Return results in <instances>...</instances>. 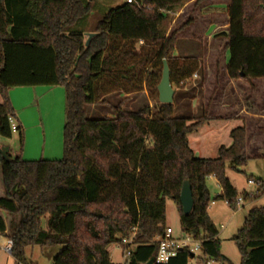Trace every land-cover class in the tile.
I'll return each instance as SVG.
<instances>
[{"label":"trees","instance_id":"obj_1","mask_svg":"<svg viewBox=\"0 0 264 264\" xmlns=\"http://www.w3.org/2000/svg\"><path fill=\"white\" fill-rule=\"evenodd\" d=\"M189 1L126 0L97 21L92 30L97 34L86 45L87 33L75 26L91 13L89 0H0V135L11 138L14 132L9 88L61 85L67 101L63 159L26 160L0 152L5 190L0 211L11 216L7 227L0 215V233L8 229L14 264H30L27 248L36 246L60 247L52 264H124L112 262L108 247L134 227L136 245L128 264H144L156 256L167 228V199L176 203L183 231L201 240L202 255L221 259L206 180L214 176L222 189L216 199L236 209L238 191L226 164L244 167L251 159L245 126L231 130L232 144L222 145L217 158H200L188 136L213 119L203 107L194 122L191 116H176L174 102L132 111L121 101L113 115L88 114V107L107 103L109 94L141 91L148 66H163L164 59L177 88H185L195 73L200 78L191 90L203 86L201 61L174 57L195 17L168 33L170 13ZM226 13L228 30L218 36L228 42L218 60L228 52L231 79L264 78V0H230ZM187 179L194 204L186 215L180 194ZM257 180L261 186L244 192V201L264 195V182ZM234 239L242 264H264V205L249 210ZM190 257L181 250L167 264H189Z\"/></svg>","mask_w":264,"mask_h":264},{"label":"rangeland","instance_id":"obj_2","mask_svg":"<svg viewBox=\"0 0 264 264\" xmlns=\"http://www.w3.org/2000/svg\"><path fill=\"white\" fill-rule=\"evenodd\" d=\"M89 1L92 6L91 13L86 19L75 26L77 29H82L86 33L92 32L97 21L101 19L109 9L121 5L126 0ZM212 1L213 3L224 2L220 4L223 8L225 7L224 5H226L225 3H227V0H206L199 6H196L195 3L188 4L179 16L178 12H171L170 16L173 19L168 24L170 29L168 33L179 28L190 16L195 17L198 7L204 4L205 6L213 5ZM204 11L200 12V17L192 27L182 32L178 53L175 55V58L181 60L183 58H189L190 56H199L201 63L204 65L206 74L208 69L205 62L212 66L218 59L219 54V48L213 43L212 38H217L224 26L222 24L218 25L216 30L210 32V35H208L205 32V28L208 22H210V19H208V17H203ZM226 19V14L221 13V16L216 20L220 24ZM214 20L215 19H211L213 22ZM205 35H208L210 40L212 39L210 46L207 44L208 42L206 43L207 36ZM139 46L140 44H138V47ZM146 73L145 83L141 91L129 94L127 97L115 92L107 97V103H97L94 106L88 107L89 117L98 118L101 116L113 115V107L121 101L123 108L126 110H138L145 105L155 108L159 102V92L158 88L155 89L153 87L152 74H155V78L158 80L159 85L162 79L163 66L159 64L157 67L153 68V64H150ZM199 78L200 74L194 77L185 88H177L172 82L176 90L174 96V105L176 108L175 115L193 114L191 122H194L200 116L204 98H209L208 96H210L213 88L211 83H206L204 81L202 87L197 86L196 90H191L196 80H199ZM248 82L251 86L252 84L256 86L255 84H257L258 81L255 78ZM187 93H190V95L186 96L185 94ZM8 95L16 121L22 126V131H14L11 138L0 135V150L8 148V153L12 157L20 156L26 160L63 159L65 149L64 126L67 118V101L63 86H15L8 89ZM192 96H194V98H191ZM195 101L197 103L196 107L192 106V111H189V104L187 102H192L194 104ZM1 102L2 96L0 95V103ZM234 126L235 122L231 120L215 118L214 120L207 121L189 134V145L197 157L217 158L219 156V148L222 145L229 147L232 144L230 132ZM226 174L238 191L237 199L242 197L244 192L254 193L256 191L255 185L249 184L248 179L252 177L254 179H261L264 182V159L251 158L242 170H237V168L232 167L231 164L227 162ZM206 184L210 192L211 200L208 213L218 229V239L220 242L219 252L222 257L216 260L213 257H204L202 254H197L189 261V264H218L220 262L222 264H242V253L234 238L238 234L239 229L244 226L249 210L253 206L264 205V195L256 199L253 203L244 201V207L240 205L237 206L236 209H233L225 200H215L218 195H221L222 189L214 176L208 177ZM212 201H215V204H212ZM0 215L4 216L9 225L11 216L3 211H0ZM43 223L44 226H46V221ZM166 223L174 229L176 235L180 236L184 234L177 205L172 199H167ZM6 243L7 239L1 236L0 264H14V258L11 253L5 249ZM59 249L60 247L58 246L52 248H43L39 246L29 247L27 248L28 261L30 264H52L53 257L58 253ZM108 252L112 262H124L122 256L123 248L120 244H111L108 247ZM199 257H203V259L207 261L203 262L204 260H201Z\"/></svg>","mask_w":264,"mask_h":264},{"label":"crops","instance_id":"obj_3","mask_svg":"<svg viewBox=\"0 0 264 264\" xmlns=\"http://www.w3.org/2000/svg\"><path fill=\"white\" fill-rule=\"evenodd\" d=\"M229 2L230 0H227V3H225L226 5H224V8L220 6V4H223L224 2L213 3V1V5L205 6L204 4L203 6L198 7L195 15V22L193 23V25L196 23V20L200 17V12H203L205 10L206 13L204 11L203 17H208V19H210V22H208L205 28V32L208 35H210V32H214L218 25L221 24L224 26L221 32L227 31L229 27V20L226 12ZM190 3H194V0L185 3L179 10H177L176 12H178V16L185 10V7H187V5ZM221 13H225L227 19L223 23L219 24L216 19L221 16ZM211 19H215L214 22L211 21ZM193 25H191L190 27H192ZM208 35H205L207 36L206 43L208 42L207 44L210 46V43H212L211 41L213 39V43L219 48L218 58L221 57V52L225 44L228 42V39L223 36H218L217 38H212L210 40L208 38ZM138 44L141 45V42H139ZM177 53L178 48L174 53V57L175 55H177ZM195 57L200 60L199 56ZM228 59L229 54L226 51L220 61L217 59L212 64V66L205 62L208 69L205 74V82L211 83L213 88L210 96H208L209 98H204V102L202 104L203 108L207 110L210 116L213 117V119L210 120H214L215 118L221 120H231L235 122V126L233 128L238 126H245L247 130L248 152L251 158L264 159V78H256V80L258 81L257 84H255L256 86H253L254 84H252L251 86V84H249V82L244 79L229 78L226 71V64L228 62ZM218 62L219 68H217ZM112 94H109L107 97ZM117 94H123L125 97L129 95L123 92H117ZM192 102H187L189 104H187L189 111H192V106L196 107L197 105L196 101L194 102V104ZM186 116L192 117L193 114L188 113L186 114ZM242 169L243 167H237V170ZM4 195L5 190L3 187L2 170L0 166V197H4ZM242 206L244 207L245 205L242 204ZM6 225L8 227L7 222ZM167 226L169 225L167 224ZM8 235V229L4 233H0V237H5L7 239V242L9 240ZM191 259L192 257L189 258V261Z\"/></svg>","mask_w":264,"mask_h":264},{"label":"built area","instance_id":"obj_4","mask_svg":"<svg viewBox=\"0 0 264 264\" xmlns=\"http://www.w3.org/2000/svg\"><path fill=\"white\" fill-rule=\"evenodd\" d=\"M131 2L132 0H127ZM142 43V41H141ZM198 73H195L191 79L197 77ZM9 122L11 124L12 130H17V124L13 117H9ZM248 183L255 185L257 190L261 186V182L257 179L250 177ZM215 201H212L214 204ZM244 203V199L239 197L237 199V205L240 206ZM137 227L133 228V232L130 236L124 237L119 243L123 248L122 256L124 258V264H128L130 256L135 248V236H136ZM12 241L8 240L5 249L11 251ZM186 250L189 254H202V242L201 240L195 238L192 234L184 232L183 235H176L174 229L171 226H167L165 233L162 237L159 238V248L156 256L154 257V263L156 264H167L173 257H175L179 251ZM218 264H222L221 262Z\"/></svg>","mask_w":264,"mask_h":264},{"label":"water","instance_id":"obj_5","mask_svg":"<svg viewBox=\"0 0 264 264\" xmlns=\"http://www.w3.org/2000/svg\"><path fill=\"white\" fill-rule=\"evenodd\" d=\"M97 33L91 32L87 33V40L86 45L89 44L91 39L96 35ZM158 92H159V101L161 103H170L172 104L174 102V96L176 93V90L173 87L172 81H171V70L168 64L167 59L163 60V73H162V79L158 85ZM8 151V148L1 149L0 152L5 156ZM180 201L181 206L184 214H189L192 211L193 204H194V198H193V191L191 182L189 179L185 180L181 189L180 194ZM11 252V251H10ZM191 257L194 258L195 255L191 254ZM154 257H152L148 262L144 264H154Z\"/></svg>","mask_w":264,"mask_h":264}]
</instances>
